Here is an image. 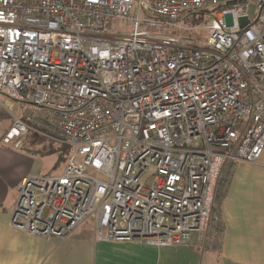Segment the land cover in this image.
Listing matches in <instances>:
<instances>
[{
  "label": "built area",
  "instance_id": "2783aa9c",
  "mask_svg": "<svg viewBox=\"0 0 264 264\" xmlns=\"http://www.w3.org/2000/svg\"><path fill=\"white\" fill-rule=\"evenodd\" d=\"M0 97L24 105L4 145L69 151L14 230L218 250L225 171L264 154V0H0Z\"/></svg>",
  "mask_w": 264,
  "mask_h": 264
},
{
  "label": "crops",
  "instance_id": "0c3cea01",
  "mask_svg": "<svg viewBox=\"0 0 264 264\" xmlns=\"http://www.w3.org/2000/svg\"><path fill=\"white\" fill-rule=\"evenodd\" d=\"M7 108L17 109V113L10 114ZM23 110V104L0 97V120L9 115L0 138V264H264V154L257 165L240 164L225 171L219 193L224 239L215 251H203L198 235L191 244L178 247L158 248L139 241L98 242L93 223L81 225L66 239L14 230L10 220L17 188L27 176L38 175L31 172L32 156L1 143L14 115L20 117ZM27 139L35 147L31 139L38 138ZM41 143L40 149L48 147L52 152L54 146Z\"/></svg>",
  "mask_w": 264,
  "mask_h": 264
},
{
  "label": "rangeland",
  "instance_id": "374dc122",
  "mask_svg": "<svg viewBox=\"0 0 264 264\" xmlns=\"http://www.w3.org/2000/svg\"><path fill=\"white\" fill-rule=\"evenodd\" d=\"M255 9L251 8L250 10V14L253 15L254 14ZM227 22L228 24H231V19L230 17L227 18ZM183 32H181L180 34H183ZM205 38V31L204 30H194L193 34H191V39L195 42V44H200L204 41ZM8 109V113L11 114V112L13 114L17 113V109L16 110H10ZM5 120H0V138L3 135V133L6 131V125L8 119H9V115L6 114L5 116ZM6 122V124L4 123ZM32 142L31 144H34L35 147H32L29 143L30 139H27V137L23 138V146L19 149L14 147V144L11 145H4L2 143L3 146H6L9 149L12 150H16L19 151L20 153L26 154L28 157L32 156V158L34 159V163L32 165V173L33 174H41V175H56V174H60L65 166L64 161L61 160L60 163H58V158L59 155L56 152H51L50 148L48 147H43L44 149H40L39 146H43V144L41 143V139L35 140V139H31ZM56 147V146H55ZM51 152V153H50ZM48 153V154H47ZM93 222L91 220H88L87 222L84 223V227H88L90 224H92Z\"/></svg>",
  "mask_w": 264,
  "mask_h": 264
},
{
  "label": "trees",
  "instance_id": "16d2710c",
  "mask_svg": "<svg viewBox=\"0 0 264 264\" xmlns=\"http://www.w3.org/2000/svg\"><path fill=\"white\" fill-rule=\"evenodd\" d=\"M52 152L58 153L59 155L58 163H60L61 160L64 161V163L66 162V159L69 154V151L66 147H58V148L52 147Z\"/></svg>",
  "mask_w": 264,
  "mask_h": 264
},
{
  "label": "water",
  "instance_id": "95a60500",
  "mask_svg": "<svg viewBox=\"0 0 264 264\" xmlns=\"http://www.w3.org/2000/svg\"><path fill=\"white\" fill-rule=\"evenodd\" d=\"M248 21L246 18L240 20V26L243 28L247 25Z\"/></svg>",
  "mask_w": 264,
  "mask_h": 264
}]
</instances>
